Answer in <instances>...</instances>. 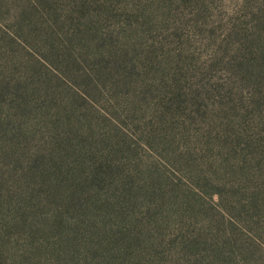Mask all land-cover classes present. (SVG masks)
<instances>
[{"label":"rangeland","instance_id":"374dc122","mask_svg":"<svg viewBox=\"0 0 264 264\" xmlns=\"http://www.w3.org/2000/svg\"><path fill=\"white\" fill-rule=\"evenodd\" d=\"M0 24L29 98L0 264H264V0H0Z\"/></svg>","mask_w":264,"mask_h":264},{"label":"trees","instance_id":"16d2710c","mask_svg":"<svg viewBox=\"0 0 264 264\" xmlns=\"http://www.w3.org/2000/svg\"><path fill=\"white\" fill-rule=\"evenodd\" d=\"M26 61L27 49L22 37L0 28V143L6 141L11 147V159L15 165L16 145L25 135L21 118H26L29 113V98L24 78ZM16 178L15 175L12 180L15 182ZM9 181L10 179L4 183L10 184ZM2 186L7 188V185L0 181V188ZM20 195L11 194L9 198L16 202Z\"/></svg>","mask_w":264,"mask_h":264}]
</instances>
